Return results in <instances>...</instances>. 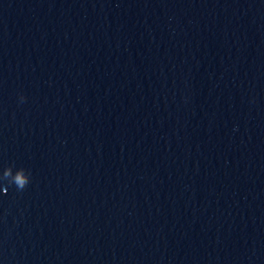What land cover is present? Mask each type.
Segmentation results:
<instances>
[{
    "label": "water",
    "instance_id": "1",
    "mask_svg": "<svg viewBox=\"0 0 264 264\" xmlns=\"http://www.w3.org/2000/svg\"><path fill=\"white\" fill-rule=\"evenodd\" d=\"M3 166L0 264H264V0H0Z\"/></svg>",
    "mask_w": 264,
    "mask_h": 264
},
{
    "label": "clouds",
    "instance_id": "2",
    "mask_svg": "<svg viewBox=\"0 0 264 264\" xmlns=\"http://www.w3.org/2000/svg\"><path fill=\"white\" fill-rule=\"evenodd\" d=\"M25 97L19 96V101L23 103ZM31 174L23 167L13 169L11 166L0 167V184L7 185L8 187H15L17 191H22L30 183ZM7 192L6 187H0V194Z\"/></svg>",
    "mask_w": 264,
    "mask_h": 264
}]
</instances>
